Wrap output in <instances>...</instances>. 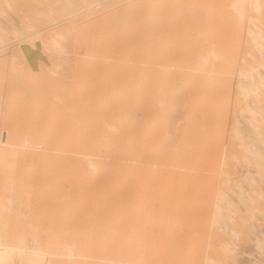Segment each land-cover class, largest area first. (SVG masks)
<instances>
[{
  "label": "rangeland",
  "instance_id": "1",
  "mask_svg": "<svg viewBox=\"0 0 264 264\" xmlns=\"http://www.w3.org/2000/svg\"><path fill=\"white\" fill-rule=\"evenodd\" d=\"M0 264H264V0H0Z\"/></svg>",
  "mask_w": 264,
  "mask_h": 264
},
{
  "label": "water",
  "instance_id": "2",
  "mask_svg": "<svg viewBox=\"0 0 264 264\" xmlns=\"http://www.w3.org/2000/svg\"><path fill=\"white\" fill-rule=\"evenodd\" d=\"M25 52H26L28 55H30V56H32V54H33V53H31V52H28V49H26Z\"/></svg>",
  "mask_w": 264,
  "mask_h": 264
}]
</instances>
